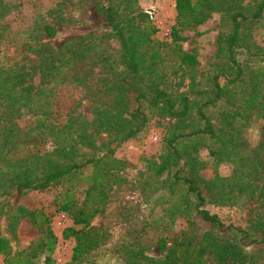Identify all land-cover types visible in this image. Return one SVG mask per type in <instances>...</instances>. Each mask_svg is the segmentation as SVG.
Segmentation results:
<instances>
[{
    "label": "trees",
    "instance_id": "1",
    "mask_svg": "<svg viewBox=\"0 0 264 264\" xmlns=\"http://www.w3.org/2000/svg\"><path fill=\"white\" fill-rule=\"evenodd\" d=\"M95 5L120 43L115 63L123 67V77L102 91L98 84L89 86L91 92L110 96L109 101L95 108L93 123L87 124L81 116H69L59 125L51 117L52 90L27 85L24 67L16 73L2 68V195L17 192L21 197L44 192L72 182L93 168L81 207L71 190L54 206L57 213L73 221V226L63 232L65 240L74 242L71 260L66 264H97L90 256L105 245L110 233L93 226L92 221L103 211L110 177L121 162L113 157L112 150L89 155L83 148L97 149L95 136L100 133L114 134L121 143L134 139L151 115L172 119L175 123L166 138V153L162 164L156 167V176L168 173L163 184L174 200V208L167 216H178L187 226L182 238L171 244L165 240L156 243L162 254L159 258L148 256L142 247L123 246L127 264H208V255L214 264H264L262 218L245 228L226 226L205 208L208 204L234 206L264 200V129L257 147H251L245 139L246 130L264 118V47L257 44L253 34V25L264 22V0H176L177 19L171 35L182 71H193L199 64L196 53L181 48L187 40L183 32L203 25L214 13H222L223 22L231 27L228 35L218 39V63L209 77V88L184 94L170 92L163 66H159L163 61L160 44L153 39L158 29L139 6V0H95ZM44 30L50 36L56 33L51 26ZM75 41L68 50L47 56L45 75L60 74L84 54L85 42ZM222 78L225 84L221 83ZM193 87L196 88L194 84ZM24 111L35 118L29 134L21 133L18 125ZM89 126L94 127L96 134ZM204 147L213 159L210 179L201 175L208 168L200 154ZM224 164L233 166L230 176L220 174L219 168ZM0 215L9 217V231L15 241L21 240L24 221L37 231L27 250L15 254L10 241L0 238L4 264H58L53 257L58 245L53 214L44 208L13 205L6 199L0 201ZM195 217L212 229L200 232Z\"/></svg>",
    "mask_w": 264,
    "mask_h": 264
},
{
    "label": "rangeland",
    "instance_id": "2",
    "mask_svg": "<svg viewBox=\"0 0 264 264\" xmlns=\"http://www.w3.org/2000/svg\"><path fill=\"white\" fill-rule=\"evenodd\" d=\"M139 6L158 29L153 39L157 45L160 44L163 61L159 66H163L170 92L184 94L209 88V77L216 71L218 63V39L231 32L229 24L223 22L222 13H214L203 25L183 32L187 40L181 43V48L196 53L199 64L193 71H182L171 35L177 19L176 0H139ZM148 12H152L153 16ZM46 26L54 27L55 35H48L44 30ZM253 31L254 40L264 47V22L254 24ZM77 39L85 42L84 54L64 67L60 74L56 73L54 77L45 75L43 72L49 63L47 56L68 50ZM119 53L120 43L103 14L97 10L95 0H0V70L12 69L16 73L24 67L27 85L49 87L52 90L49 94L51 117L59 125L64 124L69 116H81L87 124L93 123L95 108L109 101L110 96L91 92L89 86L98 84L102 91L123 77V67L115 63ZM221 83L225 84V79L222 78ZM124 117L130 116L124 114ZM34 119L32 114L24 111L18 118L21 133H31ZM174 123L175 120L151 115L139 135L124 143L114 134H96L94 127L89 126L96 134L97 149L85 147L83 152L102 155L112 150L113 157L121 162L116 166L114 176L110 177L108 200L102 204L103 211L92 221L93 226L108 231L110 238L90 256L91 261L97 264H127L125 245L135 249L142 247L148 256L159 258L162 254L156 247L157 242L165 240L171 244L174 239L183 237L186 221L178 216H167L174 208V200L163 184L168 173L156 176V167L163 162L166 138ZM214 123L217 124V121ZM263 129L264 118L246 130L245 139L251 147L259 145ZM201 150L202 159L208 162V168L201 175L210 179L213 176V159L207 147ZM232 170L231 164L219 168L220 174L225 177L230 176ZM92 173L93 168L89 167L82 177L72 182L21 197L17 192L6 196L0 191V201L10 199L13 205L44 208L53 214L52 227L58 237L53 257L58 264L71 260L74 242L65 240L63 232L73 226V221L67 215L57 213L54 204L61 202L66 192L71 190L78 207H81ZM205 208L216 214L226 226L245 228L257 218L264 220V200L234 206L208 204ZM195 222L200 232L212 229L200 217H195ZM9 224V217L0 215V238L10 241L14 254L26 251L37 231L24 221L20 227L21 240L15 241ZM207 258L208 264L215 263L211 255ZM0 264H4L1 255Z\"/></svg>",
    "mask_w": 264,
    "mask_h": 264
},
{
    "label": "built area",
    "instance_id": "3",
    "mask_svg": "<svg viewBox=\"0 0 264 264\" xmlns=\"http://www.w3.org/2000/svg\"><path fill=\"white\" fill-rule=\"evenodd\" d=\"M148 14H149L150 16H153V13H152V12H148Z\"/></svg>",
    "mask_w": 264,
    "mask_h": 264
}]
</instances>
